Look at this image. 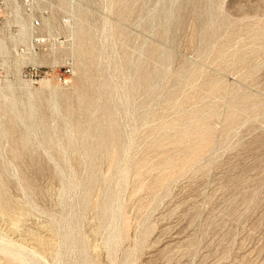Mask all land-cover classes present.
<instances>
[{
	"label": "rangeland",
	"instance_id": "374dc122",
	"mask_svg": "<svg viewBox=\"0 0 264 264\" xmlns=\"http://www.w3.org/2000/svg\"><path fill=\"white\" fill-rule=\"evenodd\" d=\"M81 1L0 84V264H264V0Z\"/></svg>",
	"mask_w": 264,
	"mask_h": 264
},
{
	"label": "built area",
	"instance_id": "2783aa9c",
	"mask_svg": "<svg viewBox=\"0 0 264 264\" xmlns=\"http://www.w3.org/2000/svg\"><path fill=\"white\" fill-rule=\"evenodd\" d=\"M56 1L0 0V42L7 45L10 53L9 58L0 53V84L3 79L14 76L8 71L6 59H26L21 71L27 73L35 70L38 74L39 68L48 66L37 67L44 58H50L70 44L69 39L53 31L49 23V15ZM23 23L27 27L26 35H23ZM66 66L62 65L64 73H70L71 69Z\"/></svg>",
	"mask_w": 264,
	"mask_h": 264
},
{
	"label": "bare ground",
	"instance_id": "6f19581e",
	"mask_svg": "<svg viewBox=\"0 0 264 264\" xmlns=\"http://www.w3.org/2000/svg\"><path fill=\"white\" fill-rule=\"evenodd\" d=\"M82 1L81 0H66V3L67 4H69V5H78L79 3H81ZM108 21V20H107ZM69 25H70V23H69ZM26 33H27V27H26V24L25 23H23V35H26ZM79 33L81 34V32L79 31ZM91 37V36H90ZM90 42H91V40H90ZM90 42H87V43H90ZM0 53L1 54H3L4 56H6V57H10V53L8 52V49H7V45L4 43V42H0ZM14 62L15 61H24L25 63H26V59H21V60H18V59H16V60H13ZM6 62L7 63H11L12 61H10L9 59H6ZM110 69V68H109ZM42 85H43V87H45V88H50V86H51V83H50V81L49 80H44V81H42ZM14 91V90H13ZM11 93H13V92H11ZM14 102H16V101H14ZM30 112V111H29ZM32 113V112H31ZM34 117V116H33ZM52 140V139H51ZM123 170H125L126 171V169H123ZM64 174V173H63ZM126 174V173H125ZM125 174L122 172V174H119V175H121V178L123 179L122 181H124L125 182V180H124V178H125ZM65 175V174H64ZM119 177V176H118ZM119 182H120V180H119ZM118 187V186H117ZM122 189V188H121ZM117 191V190H116ZM118 193H120V191L118 192ZM119 195V194H118ZM118 195H117V197H118ZM121 196V195H120ZM121 202V201H120ZM118 207V206H117ZM116 211H118V209L116 210ZM120 211V210H119ZM112 224V223H111ZM114 224H115V221L113 222V228H112V232H111V236H110V240L112 241H114V239L116 238V236L119 234H117L116 233V231H115V228H114ZM19 225V224H18ZM11 229V228H10ZM17 232V231H16ZM20 236V235H19ZM118 238H120L119 236H118ZM118 238H116V239H118ZM20 239V238H19ZM109 240V241H110ZM8 241V240H7ZM20 241V240H19ZM112 241V242H113ZM115 241H117V240H115ZM113 243H115V242H113ZM109 244H110V242H109ZM26 245V244H25ZM112 247V246H111ZM66 248H67V246H66ZM60 255V254H59ZM26 258V257H25ZM41 259H43V258H41ZM47 261V260H46ZM29 263V262H28ZM47 264V263H46Z\"/></svg>",
	"mask_w": 264,
	"mask_h": 264
}]
</instances>
